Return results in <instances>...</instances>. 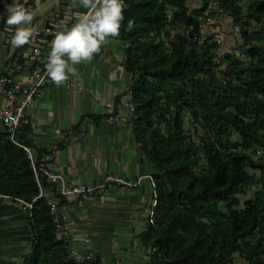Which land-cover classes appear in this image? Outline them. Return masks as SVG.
I'll use <instances>...</instances> for the list:
<instances>
[{
  "label": "trees",
  "instance_id": "trees-1",
  "mask_svg": "<svg viewBox=\"0 0 264 264\" xmlns=\"http://www.w3.org/2000/svg\"><path fill=\"white\" fill-rule=\"evenodd\" d=\"M202 1L191 9L189 0H125L118 37L133 76L134 131L143 161L156 168L154 224L148 221L140 237L151 264H235L237 253L245 264H264V154H258L264 150V28L249 31L254 22L264 24V0H242L246 6L215 0L240 26L247 61L230 54L220 60L216 44L198 47L197 17L211 0ZM129 20L133 27L126 30ZM5 21L6 15L4 36ZM28 45L4 62L7 75L24 69ZM187 114L192 128L185 126ZM43 186L44 196L35 200L40 189L28 153L0 128V194L33 203L35 249L26 264H75L68 243L55 239L46 194L52 185L44 180Z\"/></svg>",
  "mask_w": 264,
  "mask_h": 264
},
{
  "label": "crops",
  "instance_id": "crops-1",
  "mask_svg": "<svg viewBox=\"0 0 264 264\" xmlns=\"http://www.w3.org/2000/svg\"><path fill=\"white\" fill-rule=\"evenodd\" d=\"M57 1L62 4L57 6ZM49 2L56 12L51 20H32L30 26L37 32L44 33L49 24L57 22L60 10L69 9L74 14L87 11L74 7L73 0ZM226 23L222 30L227 42L234 31ZM42 38L50 39L47 34ZM126 46L119 37H109L91 61L74 65V77L83 83V92L48 86L29 109L31 125L19 135L32 144L40 159L53 154L51 165L69 178L96 183L106 174L137 178L156 172L152 164L143 161L136 133L130 127L96 122L87 128L83 138L74 139L77 128L88 116L102 115L108 102L118 101L130 90L133 76L126 68ZM10 56H5L4 62ZM24 65L14 77H29L28 62ZM5 68L8 71L9 67ZM10 72L14 69L10 68ZM6 103L0 95V105ZM46 194L58 197L53 187H48ZM152 198L151 181L145 179L137 188L116 189L108 196L67 199L66 204H60L67 218L66 242L92 251L99 264H151L140 234L147 228ZM35 236L32 208L17 200L0 198V264H26L35 249Z\"/></svg>",
  "mask_w": 264,
  "mask_h": 264
},
{
  "label": "built area",
  "instance_id": "built-area-1",
  "mask_svg": "<svg viewBox=\"0 0 264 264\" xmlns=\"http://www.w3.org/2000/svg\"><path fill=\"white\" fill-rule=\"evenodd\" d=\"M229 19L231 18L224 14L219 1L210 2L205 11L197 17L201 30V33L196 37L197 45L202 49L216 44L217 50L224 49V54H230L238 60L247 61L249 59L247 47L226 45L222 26ZM56 20L58 21L49 24L44 29V33L50 39H44L36 35L23 54L29 65V77L27 79L11 77L5 73L7 69L4 66L0 67V95L7 102L5 105H0V128L8 131L12 141L22 146L28 153L40 189V194L35 200L45 194L44 180L50 183L56 189L57 194L63 198L87 199L108 196L116 189H134L143 180L149 179L153 187V198L147 213L149 222L154 224L153 218L154 209L157 205V193L156 181L152 175L142 174L137 178H126L119 174H106L99 182L87 183L79 179L69 178L53 167L51 165L53 154L44 155L40 159L31 146L21 143L18 139V135L23 128L31 125L29 109L33 106L43 88L48 86L64 87L77 93H81L84 90L83 83L71 74L68 80L59 86L47 76L45 63L51 51L54 34L62 30L65 25L71 26L75 23L76 16L69 9H65L57 13ZM192 30L193 26H188L185 29V33L189 35ZM234 30L240 31V26L235 25ZM104 108L102 115H91L86 118L77 128L74 134L75 140L83 138L87 134V128L96 122H102L113 127H130L135 130L138 118L137 105L134 102L131 91L125 92L118 101L108 102ZM136 144L140 146L139 142ZM258 154H264V150L258 151ZM0 198L14 200L12 196L5 194H0ZM17 201L25 203L30 208L33 207V203H28L21 199H17ZM47 203L50 207V214L54 224L55 239L66 241L68 234L67 218L62 213L59 200L55 196H48ZM68 252L75 264H93L95 260V254L92 251L75 248L70 243H68Z\"/></svg>",
  "mask_w": 264,
  "mask_h": 264
},
{
  "label": "clouds",
  "instance_id": "clouds-1",
  "mask_svg": "<svg viewBox=\"0 0 264 264\" xmlns=\"http://www.w3.org/2000/svg\"><path fill=\"white\" fill-rule=\"evenodd\" d=\"M39 7L40 0H36ZM74 7H83L85 12L75 13L76 22L65 25L55 32L49 56L45 63L48 78L57 86L77 75L74 65L91 61L109 37H118L124 21L125 0H73ZM6 24L18 26L11 38L13 47L29 44L38 34L30 26L34 13L21 0H12L6 6ZM133 22L128 21L126 30Z\"/></svg>",
  "mask_w": 264,
  "mask_h": 264
},
{
  "label": "rangeland",
  "instance_id": "rangeland-1",
  "mask_svg": "<svg viewBox=\"0 0 264 264\" xmlns=\"http://www.w3.org/2000/svg\"><path fill=\"white\" fill-rule=\"evenodd\" d=\"M29 0H21V2L24 4V6L29 9L30 11H32L34 13V18L33 20H51V18H53L54 13L56 12L55 9H53V6L51 7V4L49 2V0H40V4L39 7H37V3L36 0L33 1L32 4H28ZM215 1V0H211L210 2ZM209 2V3H210ZM12 0H0V17L2 18L3 16L7 15L6 13V6L8 4H11ZM190 3V8L194 9V8H199L203 5V1L202 0H189ZM62 4L60 2V4L56 3V5ZM240 4L242 6H246V1H240ZM34 5V6H33ZM57 5V6H58ZM56 8V7H55ZM171 14V12H170ZM230 24V27L233 29V33L229 36V39L226 42L227 46H231V47H239L244 43V39L242 37V32L240 31H236L234 30V26L235 23L233 22V20L229 19L227 21ZM227 24V23H226ZM18 26L16 25H10L9 29L5 32V56H10V54H12V52L15 50V47H13L10 43L11 38L13 37L15 30ZM262 28H264V24H259L254 22L249 31H260L262 30ZM224 49H218L217 50V56H219V59L221 58V55H223L224 53ZM221 60V59H220ZM225 67V66H223ZM186 128H192L191 125V119H190V115L187 114L186 115V124H185ZM194 133L195 131L192 130ZM202 132V130H201ZM197 138V136H195ZM236 135L234 136V139H236ZM257 160H260L259 157H256ZM253 172H255L258 176H262V171L261 170H253ZM253 192H250L248 197L252 196ZM242 200H244L246 197L245 196H241ZM246 260L243 256H241L239 253H237L235 255V264H245Z\"/></svg>",
  "mask_w": 264,
  "mask_h": 264
},
{
  "label": "water",
  "instance_id": "water-1",
  "mask_svg": "<svg viewBox=\"0 0 264 264\" xmlns=\"http://www.w3.org/2000/svg\"><path fill=\"white\" fill-rule=\"evenodd\" d=\"M4 61H5V40L1 27V17H0V66L4 64Z\"/></svg>",
  "mask_w": 264,
  "mask_h": 264
},
{
  "label": "bare ground",
  "instance_id": "bare-ground-1",
  "mask_svg": "<svg viewBox=\"0 0 264 264\" xmlns=\"http://www.w3.org/2000/svg\"><path fill=\"white\" fill-rule=\"evenodd\" d=\"M1 67V66H0Z\"/></svg>",
  "mask_w": 264,
  "mask_h": 264
}]
</instances>
